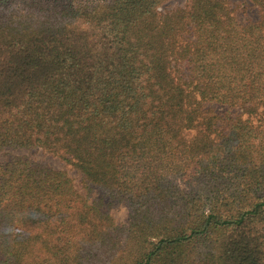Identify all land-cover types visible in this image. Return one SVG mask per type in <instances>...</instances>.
<instances>
[{
    "label": "trees",
    "instance_id": "trees-1",
    "mask_svg": "<svg viewBox=\"0 0 264 264\" xmlns=\"http://www.w3.org/2000/svg\"><path fill=\"white\" fill-rule=\"evenodd\" d=\"M169 1L0 0V157L85 190L0 160V264H264V0Z\"/></svg>",
    "mask_w": 264,
    "mask_h": 264
},
{
    "label": "rangeland",
    "instance_id": "rangeland-1",
    "mask_svg": "<svg viewBox=\"0 0 264 264\" xmlns=\"http://www.w3.org/2000/svg\"><path fill=\"white\" fill-rule=\"evenodd\" d=\"M230 7L233 9L235 16L239 22H245L247 20H255L258 18L257 9L248 0H226ZM190 0H170L164 5L167 8H177L186 6ZM163 7V8H164ZM13 157H22L30 161L42 162L55 169L65 170L70 177L73 178L77 188L85 194L84 186L81 183L80 174L72 168L66 161L61 159L59 156L48 153L40 149H14L8 150L1 157L0 160H10ZM103 197L105 200L108 199L103 191L97 189L91 192L89 201ZM106 210V207L103 208ZM110 215L114 218L115 223L120 226L127 225L129 222L128 209L124 202L115 201L110 206Z\"/></svg>",
    "mask_w": 264,
    "mask_h": 264
}]
</instances>
